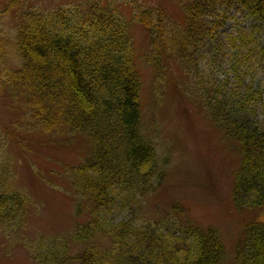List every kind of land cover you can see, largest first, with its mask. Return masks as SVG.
I'll use <instances>...</instances> for the list:
<instances>
[{
	"label": "trees",
	"instance_id": "obj_1",
	"mask_svg": "<svg viewBox=\"0 0 264 264\" xmlns=\"http://www.w3.org/2000/svg\"><path fill=\"white\" fill-rule=\"evenodd\" d=\"M122 2L129 1L76 0L50 12L23 10L14 39L0 40V88L7 86L25 110L17 137L83 136L89 143L83 161L68 167L79 200L77 213L86 208L89 218L68 237L34 241L36 264H220L226 255L219 231L192 219L183 224L168 213L137 223V208L143 210V201L160 186L169 160L144 121L135 24L150 34L151 49L139 59L155 67L157 82L189 85L205 117L236 145L240 166L234 203L247 216L253 213L243 223L236 264H264V125L256 120L253 102L263 99L264 90L236 67L232 95L245 90L231 98L200 68L207 51H215L228 13L245 9L264 25V0H176L184 17L173 26L154 6L128 3L133 9L128 16ZM248 36L235 39L245 42ZM256 61L264 73V44ZM174 64L180 75L167 73ZM7 139L0 144V234L12 235L25 227L29 197L15 185ZM119 196L133 214L115 220L110 214ZM179 208L184 210L182 205L173 209ZM70 238L81 245L76 253Z\"/></svg>",
	"mask_w": 264,
	"mask_h": 264
},
{
	"label": "rangeland",
	"instance_id": "obj_2",
	"mask_svg": "<svg viewBox=\"0 0 264 264\" xmlns=\"http://www.w3.org/2000/svg\"><path fill=\"white\" fill-rule=\"evenodd\" d=\"M76 0H20L7 9L11 0H0V40L14 39L18 18L23 10L36 9L50 12L59 6H68ZM120 8L131 16L128 3L154 6L162 10L170 26L181 22L184 14L176 0H127ZM18 4V5H17ZM133 5V4H132ZM168 19V20H167ZM135 55L144 82L142 100L144 121L153 138L168 156L167 171L160 186L143 201V210L137 208L145 220H160L171 214L181 223L192 219L201 227H214L220 233L226 255L220 264H236L237 245L243 240V223L252 219L234 203L235 175L240 166L236 145L210 122L203 110L193 100V93L184 83L157 82L155 67L140 55L151 49V38L142 24L133 25ZM249 34L245 42L235 39L239 34ZM264 44V25L255 23L241 8L232 9L218 30L216 49L201 58L200 68L207 77L216 80L221 91L231 98L236 85L234 68L243 76L253 79L264 90V73L256 61V52ZM11 66L14 62L9 60ZM180 75L174 64L172 73ZM228 81V82H226ZM248 82V81H247ZM178 83L179 89L176 87ZM7 86L0 88V144L5 145L12 158L15 185L29 197L26 223L22 232L0 234V264H36L32 243L39 238L69 236L78 223L89 218L77 213V194L69 178V165H76L86 156L89 143L83 136L48 137L38 133H21V117L25 114ZM255 102L256 120L264 125V95ZM21 125V126H20ZM14 135V137L11 138ZM3 139H2V138ZM4 140V143H3ZM119 196L113 206L111 218L119 220L132 215L131 207ZM175 205L182 208L173 209ZM31 243V244H30ZM72 253L81 245L70 238ZM67 264H77L76 261Z\"/></svg>",
	"mask_w": 264,
	"mask_h": 264
}]
</instances>
